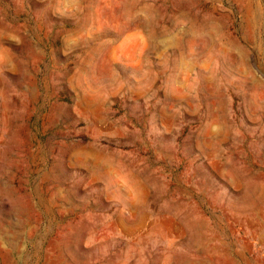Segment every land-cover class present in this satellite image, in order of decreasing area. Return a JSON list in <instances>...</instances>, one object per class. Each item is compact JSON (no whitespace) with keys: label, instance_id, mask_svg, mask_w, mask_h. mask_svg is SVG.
<instances>
[{"label":"rangeland","instance_id":"rangeland-1","mask_svg":"<svg viewBox=\"0 0 264 264\" xmlns=\"http://www.w3.org/2000/svg\"><path fill=\"white\" fill-rule=\"evenodd\" d=\"M0 264H264V0H0Z\"/></svg>","mask_w":264,"mask_h":264}]
</instances>
